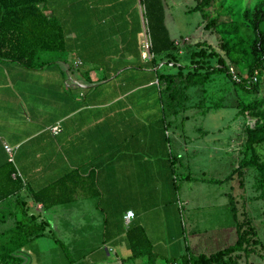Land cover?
Here are the masks:
<instances>
[{"label":"crops","instance_id":"obj_1","mask_svg":"<svg viewBox=\"0 0 264 264\" xmlns=\"http://www.w3.org/2000/svg\"><path fill=\"white\" fill-rule=\"evenodd\" d=\"M184 1L163 0L164 44L178 43L179 60L155 52L143 0L40 3L62 23L68 50L43 54L45 65L37 70L0 57V235L22 206L50 222V234L27 243L59 238L67 242L70 264H174L170 257L180 264L187 253L228 246L222 243L229 227L215 221L224 203L236 216L216 170L222 126L208 125L204 114L188 131L194 116L187 115L196 112L165 105L169 93L159 78L168 60L185 65L182 54L198 41L212 42L204 15L195 25L204 39L172 34L178 20L172 5L186 7L185 17L203 12ZM50 110L48 127L40 114ZM4 142L17 147L25 180L15 176ZM43 190L49 208L34 198ZM130 209L135 215L128 222ZM234 221L230 231L238 237ZM151 252L158 253L153 262Z\"/></svg>","mask_w":264,"mask_h":264},{"label":"rangeland","instance_id":"obj_2","mask_svg":"<svg viewBox=\"0 0 264 264\" xmlns=\"http://www.w3.org/2000/svg\"><path fill=\"white\" fill-rule=\"evenodd\" d=\"M187 1H184L185 6ZM192 1L198 4L202 0ZM158 5L160 6V3H157L155 8L160 16L162 11ZM172 6L174 7L170 10L174 13V18H178L172 24L174 27L170 25L172 34H177V36L180 33L189 34L192 37L190 38L192 42L204 39L202 34L198 35L199 32H195V25L198 24L199 18L203 17L205 11V20L211 25L206 31L205 38H207V35L210 37L212 45L227 59L238 79L250 76L251 65L255 59L264 56V0H210L202 7L203 12L194 13L189 11L192 14L186 17L183 15L188 13L185 11L186 7L182 6L178 9L175 5ZM143 14L148 32L154 34L156 30L154 24L157 17L155 11L146 6V0H143ZM195 48L199 49V46ZM205 49L207 52L210 51L209 46ZM187 53L182 54L183 57L181 58L185 62L188 60L186 63L190 64L191 67H184V64H182V72L175 76L172 84L181 85L183 91V97L176 106H184L190 108V111L196 112L187 115L188 117L194 116L189 122L190 126L187 125V130L191 131L198 128L202 124L201 117L204 114H206L205 122L208 125L214 126L216 123V126L220 124L222 126L223 151L222 158L217 159L216 170L217 174L224 178V191L228 189L231 192L232 204L235 206L237 215L234 216L230 206L224 203L223 208L216 216L215 221L217 223L221 221L224 226L229 227V234L227 237L224 236L222 246L230 245L236 241L237 233L235 229L230 231V228L232 224L235 225L234 217L236 221L238 218L239 222H245V229L253 227L257 230V235H251L255 238L258 237L260 241L252 243L249 253L236 251L233 256L242 264H264V171L255 166L239 167V162L246 152L249 129H260L264 125V66L258 67L255 71L258 75V79L255 80L257 81L255 89H244L226 73L216 72L211 75L209 80L185 88V75L189 70L194 71L197 64L203 65L199 69L205 71L207 65H217L219 63L217 57L198 55L193 60L191 52L188 51ZM196 59L199 60L196 61ZM175 60H179V58ZM37 69L40 68H35V70ZM162 71L166 75L177 73L179 65L176 62L171 63L170 59ZM162 82V88L166 93H169L171 89L166 87V80ZM168 101H170L169 96H164L165 105H168ZM54 116L55 113L52 110L40 114V117L44 118L46 123L50 122V119ZM47 124L48 127L51 125ZM6 143L4 142V146ZM14 148L13 162L17 166L16 170L20 178L25 180V176L16 162L17 147L14 146ZM256 149L264 157V145H257ZM248 155H252V150H249ZM46 194L47 190L41 192L44 197H46ZM171 197L172 195L169 192L165 195L167 199ZM40 212V215H42L43 209ZM54 240L50 242L48 239L41 242L35 240L32 243H26L23 249H25L24 253L30 256L29 264H70L67 242L60 243L58 240ZM164 254L171 255L173 253L164 251ZM170 258L174 259V257ZM182 258H179V260H182Z\"/></svg>","mask_w":264,"mask_h":264},{"label":"trees","instance_id":"obj_3","mask_svg":"<svg viewBox=\"0 0 264 264\" xmlns=\"http://www.w3.org/2000/svg\"><path fill=\"white\" fill-rule=\"evenodd\" d=\"M43 0H0V57L13 59L27 68H41L45 65V60H42L43 54L58 51H67V39L65 29L62 28V23L58 17L52 12H46L40 6ZM210 0H202L196 4L192 10H203L202 7ZM160 3L161 15L156 12L155 5ZM146 6L152 8L156 14V28L153 34L154 50L156 53L165 54L167 56L177 58L175 51L178 48V43L170 41L164 44L163 29H167L164 24V4L163 0H146ZM204 11V10H203ZM204 17L205 11L203 12ZM206 27L210 28L209 22H206ZM199 49L193 50L191 53L192 59L198 55H206L217 57L219 63L217 65H207L205 71H201L200 64L196 65L194 71L189 70L186 75L184 87L198 85L209 80L213 73H226L234 80L236 84L244 89H255L256 82L254 74L258 67L264 66V56L255 59L251 65V74L249 77H243L239 80L232 72L227 59L207 40L198 41L196 43ZM210 47V51H206V47ZM199 59H196L198 61ZM194 62V61H193ZM184 67H191L190 64H185ZM182 67L179 65L177 73L164 74L161 73L160 81L167 82L166 87L170 88L169 98L172 101L171 105L176 106L180 103L183 97L181 85H172L175 76L181 74ZM248 139L246 141V152L239 162V167L255 166L264 171V157L259 154L256 149L257 145H264V125L260 129H249ZM249 150H252V155H248ZM19 187V188H18ZM21 189V184H18L13 193ZM20 194H18V198ZM34 198L38 201H43L44 206L49 208L52 202L47 201L41 192H35ZM232 202V198H231ZM233 203V202H232ZM235 211V206L232 204ZM17 216L13 226L4 230L0 235V264H29L30 258L24 253V245L40 236L49 234L47 227L50 222L46 219L39 220V216L35 213H29L28 209L18 206L14 211ZM237 216V215H236ZM245 222H239L237 218L238 237L235 243L221 248L211 254L187 253L183 256L180 264H242L238 261L233 253L236 251H251L252 243L260 241L258 237H252L251 234L257 235V230L253 227L245 229ZM252 232V233H250ZM60 243L63 241L56 238ZM65 245V243H64ZM151 261L153 262L158 256V253L151 252ZM174 264H178L177 260H172Z\"/></svg>","mask_w":264,"mask_h":264},{"label":"built area","instance_id":"obj_4","mask_svg":"<svg viewBox=\"0 0 264 264\" xmlns=\"http://www.w3.org/2000/svg\"><path fill=\"white\" fill-rule=\"evenodd\" d=\"M149 46H150V42L147 43V47L148 48H149ZM257 79H258V75L255 73L254 74V80H257ZM239 80H241V79H239ZM52 128H53L54 131H58L61 128V126H60V124H55V125L52 126ZM5 146H6V149H7L8 153H9L10 160L14 161V150H15L14 146L11 145L8 142L5 144ZM17 175H19V174L16 171L15 172V176L17 177ZM134 215H135V211L133 209L128 210L127 213H126V219H127V221L130 222L133 219Z\"/></svg>","mask_w":264,"mask_h":264}]
</instances>
